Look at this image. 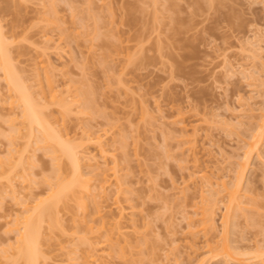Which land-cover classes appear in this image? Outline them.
I'll return each instance as SVG.
<instances>
[{"label":"rangeland","instance_id":"374dc122","mask_svg":"<svg viewBox=\"0 0 264 264\" xmlns=\"http://www.w3.org/2000/svg\"><path fill=\"white\" fill-rule=\"evenodd\" d=\"M0 30L43 119L87 155L77 178L0 70V264H25L16 219L37 206L53 209L41 264H264V139L245 155L264 108V0H0ZM225 243L249 253L214 256Z\"/></svg>","mask_w":264,"mask_h":264},{"label":"bare ground","instance_id":"6f19581e","mask_svg":"<svg viewBox=\"0 0 264 264\" xmlns=\"http://www.w3.org/2000/svg\"><path fill=\"white\" fill-rule=\"evenodd\" d=\"M1 31V30H0ZM5 39L3 38V36H2V32H0V70L3 72V76H4V80L6 81V83H7V85H8V87H10L9 88V90L11 89V91H13L14 93V96L16 95L17 96V101H20L19 102V104H21L22 106H20V107H22L23 108V110H21V112H22V117H24L23 119L25 120H27L28 121V123H29V128H30V131L32 130L33 131V128H37L40 132H41V134L42 135H40V137H38V142L39 141H41V143H44L43 145H45V143H47V145L48 144H50V145H48V146H51V148H53L54 147V149H58L59 151H60V153H62V155L63 156H65L69 161H70V163H71V165H72V167H74V169H75V177L77 176V178L79 177H81V176H83L82 174L83 173H81L79 170H81L80 169V164L79 163H81L82 162V156L84 155L83 153H82V151L81 150H83V152H84V148L82 149V147H85L84 145H77L76 144V146H74V147H71V145H69L67 142H65V140L63 139L62 140V136H59L57 133L55 134V131H54V129L52 130L51 128V126H49L48 124H47V120L44 118V116L43 115H41L42 113L41 112H39V110H38V108H37V106H39V105H37L38 103L34 100V99H32L31 98V96L32 95H29V93L26 91V90H28V88L27 89H25V87H24V84L22 85L21 84V82L19 81V76H18V78H17V76H16V74L14 73L16 70H14L13 71V68L14 67H12V63H10L11 61L9 60L10 58L8 57V52L6 51V48L7 47H5V44H7V43H5ZM8 49V48H7ZM10 61V62H9ZM26 86V85H25ZM15 96V97H16ZM34 100V101H33ZM261 110V109H260ZM262 112H260V113H262L261 114V120H260V123L258 124V126L255 128V134L252 136V143H251V145H249V147H250V149L249 150H246V151H248V152H246V156L247 155H250L252 152H253V150H257V148H259V144H260V142H262V139H264V108H262V110H261ZM47 121H45L44 119ZM49 123V122H48ZM32 128V129H31ZM38 131V132H39ZM54 131V132H53ZM34 132V131H33ZM33 132H31V133H33ZM39 132V133H40ZM32 135H34V134H30V136H32ZM58 135V136H57ZM87 136H89V137H87ZM91 135L89 134V135H86L85 137H87V138H84V139H82V140H84V142H86V139H87V142H91V145H94V144H92V139L94 140V137L92 138V137H90ZM251 136V135H250ZM61 137V138H60ZM32 137H30V139H31ZM40 138V139H39ZM92 138V139H91ZM98 138V137H97ZM251 139V138H250ZM95 140H96V138H95ZM94 140V141H95ZM98 140H100V139H98ZM97 140V141H98ZM102 140V139H101ZM100 140V141H101ZM93 141V142H94ZM192 141V140H191ZM86 142V144H88ZM53 143V144H52ZM54 143H55V145L58 147V148H55V145H54ZM82 143V142H81ZM94 143H96V141L94 142ZM98 144L100 143L99 141L97 142ZM249 143V144H250ZM37 144V143H36ZM52 144V145H51ZM85 144V143H84ZM47 145H45V146H47ZM96 145V144H95ZM99 145H101V143L99 144ZM261 145V144H260ZM44 146V147H45ZM53 146V147H52ZM86 146H88V145H86ZM97 147H98V145H96ZM101 147H103V146H101ZM99 148V150L101 151V152H103L105 149H102V148ZM248 147V148H249ZM47 148H49V147H47ZM50 149V148H49ZM53 152H54V150H52ZM58 151V152H59ZM55 152H57V150H55ZM101 152H100V154H101ZM106 151H104L103 153H105ZM103 153L101 154L102 156H103ZM80 154H83V155H80ZM86 156L87 155H85V158H86ZM245 156V157H246ZM89 157V156H88ZM92 157H94V156H92ZM248 157V156H247ZM246 157V158H247ZM85 158H83V160L85 159ZM90 159H93V158H87V160H90ZM94 159H95V157H94ZM90 162V161H89ZM245 166L244 165H242V167H240L242 170H243V172H244V169H246V168H244ZM74 171V170H73ZM237 174H239L238 176V178L237 179H239V180H242V179H240L241 177H240V175H242L243 173H237ZM236 174V175H237ZM243 176V175H242ZM107 179V178H106ZM236 179V180H237ZM82 181H84V180H82V179H79L78 180V184L77 183H75V182H77V179H75L74 180V182L73 183H71L72 185H75V184H77V185H79L80 184V182H82ZM208 182V181H207ZM206 182V183H207ZM59 183H61V182H59ZM213 183V182H212ZM236 183H238V184H235V187H236V189L235 190H229L228 191V189L226 188L227 186V184L226 185H224V186H226L225 187V191L226 192H228V205L226 206V209H227V215L225 216L226 217V219H225V222H226V224L228 225V221H229V219L232 217V216H234L235 217V214H236V217H237V213H238V211L239 210H237V209H240L241 210V207H240V200H238V198H237V189H239V187H240V182H236ZM70 184V183H69ZM208 184H210V183H207V185ZM213 184H215V183H213ZM58 185V184H57ZM56 185V186H57ZM66 185H68V184H66ZM76 185V186H77ZM84 185V188H82L81 189V191H84L85 193L86 192H88L89 191V189L88 190H85L89 185H85V184H83ZM218 185V184H217ZM220 185V184H219ZM58 186H60V184L58 185ZM56 187V188H59V187ZM65 186V185H64ZM63 186V184H62V187L59 189V191H54L55 192V195L53 194V198H55V199H58V198H61L59 195L62 193V191H65L66 192V187H64ZM76 186H73V187H76ZM81 186V185H80ZM212 188L210 189V190H213V189H215L214 187L215 186H212V184L210 185ZM223 186V187H224ZM234 186V185H233ZM69 187V186H68ZM72 187V186H71ZM77 187H79V186H77ZM222 187V186H221ZM222 187V188H223ZM63 189V190H62ZM65 189V190H64ZM70 189V188H69ZM68 189V190H69ZM72 189V188H71ZM208 189V188H207ZM223 190H224V188H223ZM214 191V190H213ZM220 191H222V190H220ZM214 192H216V191H214ZM83 193V192H82ZM217 194H219L220 192H216ZM227 194V193H226ZM52 195V194H51ZM212 195H214V194H212ZM61 196H62V194H61ZM65 197V196H64ZM64 197H62V198H64ZM239 197V196H238ZM53 198H51V199H53ZM62 199H60V201H61ZM52 201V203L53 204H56V203H58V202H55V200H51ZM44 202H46L47 203V201H44ZM210 202H213V201H210ZM51 203V204H52ZM213 203H215V202H213ZM226 203V204H227ZM42 204V203H41ZM23 205V204H22ZM46 205V204H45ZM49 205H50V203H49ZM216 205H218V204H213V206L211 207V208H209V209H206V211H205V214H203V216L205 215V219H204V225H205V229H207V230H209V229H215V223H214V209H215V207L214 206H216ZM25 206V205H24ZM23 206V207H24ZM35 206H37V204L35 205ZM47 206V205H46ZM38 207H40V208H42V206H37V208H30V209H28L27 207H26V209L23 211L24 212V214H27L28 216H24L23 218H21V219H23L22 221H20V222H18L19 220H17V219H20V218H18L17 217V219H16V223H17V225H21L20 226V228H19V230H18V232H19V234H18V237H17V239H16V242H15V245H16V248H12V249H14V250H16L15 252H16V254H17V256L19 257V258H21V259H23L24 260V262H25V264H41V258H42V253H40L41 251L39 250V245H40V239L42 238V236H41V232H40V227H41V223H43L44 221H43V219L45 218L44 217V215H46V214H48L51 210H53L52 208H51V210H50V207H43L44 209L43 210H40ZM53 208H55V205H54V207ZM33 211H32V210ZM38 209V210H37ZM237 212V213H236ZM204 213V212H203ZM51 214V213H50ZM224 217V218H225ZM233 217V218H234ZM43 221V222H42ZM230 222V221H229ZM14 225H16V224H14ZM18 229V228H17ZM225 230V229H224ZM227 230V229H226ZM224 233H225V231H224ZM41 236V237H40ZM227 239V238H226ZM40 242V243H39ZM11 247H14V246H11ZM217 247V246H216ZM219 248V247H218ZM234 248V247H233ZM231 249H232V247H231ZM237 249V248H236ZM233 250V249H232ZM219 251V250H218ZM216 251L215 249H213L212 250V253H213V255L214 256H222V257H225V258H228V259H230V260H232V262H234V261H236V262H238L237 261V258L235 257V255H242L241 253H243V252H246V251H243V252H241L240 251V253L238 254H232L230 251V247L225 243L224 244V246H223V249H222V251ZM233 252V251H232ZM211 253V252H210ZM246 253H249V252H246ZM247 254H244V256H246ZM218 258H221V257H218ZM203 260V259H202ZM44 261V260H43ZM239 263V262H238ZM197 264H203L202 263V261L200 262H198ZM239 264H241V263H239Z\"/></svg>","mask_w":264,"mask_h":264}]
</instances>
